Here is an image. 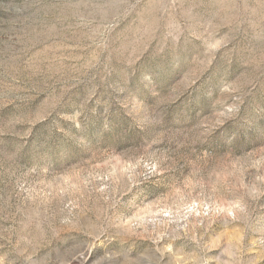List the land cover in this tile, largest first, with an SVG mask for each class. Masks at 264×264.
<instances>
[{"label": "rangeland", "instance_id": "1", "mask_svg": "<svg viewBox=\"0 0 264 264\" xmlns=\"http://www.w3.org/2000/svg\"><path fill=\"white\" fill-rule=\"evenodd\" d=\"M0 264H264V0H0Z\"/></svg>", "mask_w": 264, "mask_h": 264}]
</instances>
